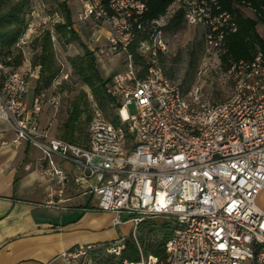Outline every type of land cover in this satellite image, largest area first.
<instances>
[{"label": "built area", "instance_id": "built-area-1", "mask_svg": "<svg viewBox=\"0 0 264 264\" xmlns=\"http://www.w3.org/2000/svg\"><path fill=\"white\" fill-rule=\"evenodd\" d=\"M79 1L80 21L109 28L107 53L125 55V67L106 84L119 105L120 124L94 117L85 144L51 134L39 116L46 103L57 111L60 93L30 96L40 67L26 59L13 68L6 56L0 60V119L15 132L13 143L41 151L47 177L61 186L58 202L71 180L92 200L90 209L114 215L113 227L131 224L137 260L119 259L125 236L104 245L118 264H264V209L257 202L264 190V49L258 47L253 59L233 61L221 74L231 82V94L211 102L202 85L185 92L160 60L169 51L163 27L179 10L183 24L202 27L206 45L224 52L238 24L220 0H174L157 20L145 17L143 0ZM237 2L264 19V9H255L251 0ZM45 22L29 21L15 48L25 53L32 47ZM51 33L56 39L55 29ZM135 42L143 62L129 51ZM60 79H68L64 69L53 80L56 88ZM161 216L175 224L163 257L145 253L137 236L147 218ZM95 247L79 243L60 256L72 264Z\"/></svg>", "mask_w": 264, "mask_h": 264}, {"label": "crops", "instance_id": "crops-1", "mask_svg": "<svg viewBox=\"0 0 264 264\" xmlns=\"http://www.w3.org/2000/svg\"><path fill=\"white\" fill-rule=\"evenodd\" d=\"M68 5L72 11L74 29L80 34L77 26L80 24L88 27L93 19L80 21L82 4L79 0H68ZM235 9L245 17L255 18L251 11L237 4ZM33 17L35 21L41 20L36 13ZM256 29L264 37V25L258 23ZM44 30L43 28L35 36L32 47L27 48L25 53L13 46L12 54L8 56L13 59L15 49L21 54L22 60L16 67L11 64L9 66L20 67L26 59H29L33 66H39L41 71V65L34 62ZM109 35V28L104 25L98 35L91 39L99 42L101 46L103 43L104 45L109 43ZM102 39L107 42L101 41ZM88 47L90 48L89 45ZM101 51L103 52L104 49ZM120 54L122 53L117 56L119 57ZM124 67L125 63L119 70ZM38 80L39 78L33 80L30 96L36 92L45 93L46 87L37 90ZM44 107L38 122L43 129L54 134L52 128L56 127L55 121L49 120L48 124L43 122L46 111L53 107L47 103ZM15 137L17 136L13 129L6 121L0 119V264H64L61 253L79 243H93L96 247L87 257L75 260L72 264H118V258L108 254L104 245L121 236L126 237L130 232L131 224H125L128 226L127 233L124 231L125 225L113 227L114 215L110 212L90 209L93 205L92 200L88 196L81 195L71 180L63 196L64 201L58 202V190L61 186L47 177L43 154L27 142L19 146L13 143ZM49 200L56 203L49 204ZM257 202L264 209V190L259 194Z\"/></svg>", "mask_w": 264, "mask_h": 264}, {"label": "trees", "instance_id": "trees-1", "mask_svg": "<svg viewBox=\"0 0 264 264\" xmlns=\"http://www.w3.org/2000/svg\"><path fill=\"white\" fill-rule=\"evenodd\" d=\"M61 10L62 20L54 24V29L58 33V40L64 44L78 43L83 51L81 56L72 59L71 63L81 80L90 87L92 95L99 105L104 108L107 104L119 106L116 101L108 95L106 84L112 77L104 78L98 68V60L95 52L90 50L83 41L80 34L74 29L72 11L68 5V0H56ZM148 5L145 17L150 20L160 19L166 15L168 8L174 0H143ZM239 0H220L222 8L234 12L237 17L238 30L226 37L224 43V52L221 60L228 69L233 61L241 59H253L257 48L264 49V37L257 31L258 23L263 22L262 18H250L241 15L236 9L235 4ZM253 7L260 12L264 9V0H251ZM30 0H0V55L3 59L12 54V48L18 41V38L24 33L27 27V12L30 9ZM183 11L179 10L163 27L167 31L177 32L183 27ZM39 52L35 57V64L41 65L40 77L37 84V90L48 87L52 84L54 78L59 74L60 67L56 63L54 40L50 29H45L38 43ZM137 42L133 43L129 51L134 54L137 63L143 62L142 58L136 52ZM15 67L21 62V55L14 59ZM12 64V62H7ZM146 71V70H145ZM144 71V72H145ZM89 103L87 95L82 92L72 101L71 108L66 120L58 128L57 136L62 139L75 143H85L84 128L82 118L86 116V122H90L92 116L89 112ZM114 124H120L119 115L111 120ZM147 227L148 233L153 234L156 231L162 233L160 240H150L147 236V243L142 247L145 253H153L157 256L165 255L166 241L172 234L175 227L173 221L163 220L162 223L148 219L144 222V228ZM126 247L119 259L128 258L137 260L140 252L133 238L125 241ZM118 259V260H119ZM119 262V261H118Z\"/></svg>", "mask_w": 264, "mask_h": 264}, {"label": "rangeland", "instance_id": "rangeland-1", "mask_svg": "<svg viewBox=\"0 0 264 264\" xmlns=\"http://www.w3.org/2000/svg\"><path fill=\"white\" fill-rule=\"evenodd\" d=\"M31 7L27 12V22L33 20L32 10L35 11L39 19H45L43 23L44 29H53L56 21L62 20L61 10L56 0H30ZM244 15L248 13L242 12ZM39 14V16H38ZM88 27H83L80 24L77 26L82 39L93 49L98 59V67L102 76L106 79L111 77L115 71L121 69L125 63L123 53L117 56L107 53V43L100 46L99 42L91 38L98 35L99 30L104 26L98 21L91 20ZM97 33V34H95ZM96 37V36H95ZM165 37L168 42L169 51L161 57L162 66L166 75L177 81L185 92L194 85H202L204 88V96L211 102H221L227 100L231 94L232 84L230 81H225L221 78L222 72L225 70V65L221 60L222 53L208 47L204 41V29L200 26H188L183 24L182 29L177 32L165 30ZM107 42L106 40H101ZM55 59L57 65L64 69L68 74V79L61 81L57 88L51 84L45 88L47 97L53 94L60 93L61 104L57 111L51 107L46 111L44 124L49 120L55 121V126L52 128L54 134H58V128L66 120L71 108V103L79 94L85 92L89 103V112L92 119L96 116H101L103 119L111 121L113 117L118 115V106L107 104L104 108L99 107L95 101L92 91L86 85L74 70L71 60L81 56L83 51L78 43L64 44L58 38L54 39ZM101 49H104L102 52ZM14 58L11 66L15 67L14 59L20 56L18 50H13ZM3 57L0 55V60ZM34 61V58H32ZM22 60V56H21ZM208 66L207 74H204V69ZM35 84V81L34 83ZM37 93V92H36ZM55 113V116L53 114ZM50 118V119H49ZM91 119V121H92ZM90 121V122H91ZM84 135L88 140L90 122H86V116L82 118ZM47 123V124H48ZM51 128V126H50ZM87 140L85 143H87ZM82 143V144H85ZM156 223H162L163 220L172 221L170 219L158 217L151 218ZM147 221V220H146ZM145 221V222H146ZM128 226L125 225L124 231L127 233ZM147 227L144 228V223L139 227L137 236L142 247L147 243V237L150 240H160L162 233L156 231L153 234L148 233ZM147 236V237H146ZM133 238L132 230L126 236V239Z\"/></svg>", "mask_w": 264, "mask_h": 264}]
</instances>
